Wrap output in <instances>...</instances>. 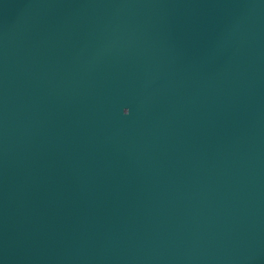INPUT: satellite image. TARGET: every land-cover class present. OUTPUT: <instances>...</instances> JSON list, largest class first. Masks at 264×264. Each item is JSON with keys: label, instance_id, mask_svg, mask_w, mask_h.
<instances>
[{"label": "water", "instance_id": "95a60500", "mask_svg": "<svg viewBox=\"0 0 264 264\" xmlns=\"http://www.w3.org/2000/svg\"><path fill=\"white\" fill-rule=\"evenodd\" d=\"M0 264H264V0H0Z\"/></svg>", "mask_w": 264, "mask_h": 264}]
</instances>
